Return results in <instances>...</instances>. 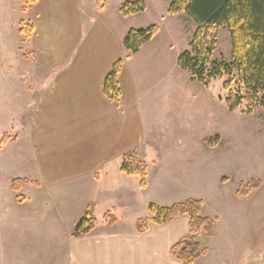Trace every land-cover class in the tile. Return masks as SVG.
I'll use <instances>...</instances> for the list:
<instances>
[{"label":"crops","instance_id":"1","mask_svg":"<svg viewBox=\"0 0 264 264\" xmlns=\"http://www.w3.org/2000/svg\"><path fill=\"white\" fill-rule=\"evenodd\" d=\"M121 3L116 13L107 11L104 4L92 17L83 15L81 0H37L26 10L33 20L26 57L34 75L42 79L30 129L23 127V138L8 148L23 146L9 154L25 156L17 162V177L28 180L17 191V212L22 209L17 221L30 228L37 214L52 216L43 228L52 239V259L33 264H181L170 250L187 234L188 218L179 216L152 224L145 233L136 232L135 222L150 217L148 205L161 206L163 201L150 197L147 177L141 187L137 175L120 170L122 157L134 149L140 157L149 138L155 119L148 113L149 97L169 67L171 40L157 31L137 52L126 56L125 34L141 27L142 21L122 16ZM58 33L62 34L59 39ZM118 59L123 62L118 75L121 96L111 102L102 84ZM92 191L95 200L90 207ZM58 201H74L76 213L67 217L61 211L48 212ZM85 207L101 223L96 221L93 231L75 237L72 229ZM36 208L42 212L36 213ZM132 209L136 219L128 225ZM111 214L119 218L103 221ZM60 252L65 259L56 261Z\"/></svg>","mask_w":264,"mask_h":264},{"label":"rangeland","instance_id":"2","mask_svg":"<svg viewBox=\"0 0 264 264\" xmlns=\"http://www.w3.org/2000/svg\"><path fill=\"white\" fill-rule=\"evenodd\" d=\"M125 1L133 0H81V11L92 17L103 3L107 11L116 13L119 3ZM142 1L145 11L126 17L142 21L139 28L159 27L158 34L171 40L169 67L149 97L148 113L155 119L138 157L147 166L149 195L163 201L160 205L164 207L191 198L203 201L201 215L215 223L211 237L203 232L198 235L206 254L194 264H264V111L258 107L248 110L246 102L229 111L222 88L226 76L207 86L192 80L179 68L177 58L188 48L194 22L183 12L168 17L170 0ZM21 21L33 22L22 1L0 0V137L14 136L8 145H0V264H33L53 256L49 247L52 239L43 230L52 216L37 214L30 228L22 226L23 221H17V213L22 210L17 212L19 192L10 189L11 181L20 178L17 162L25 156L9 154L22 145L8 147L23 138V127L29 131L42 79L28 64L27 38L18 33ZM61 36L58 33L56 38ZM230 53L229 30L220 29L213 58L228 62ZM251 179H259V187L239 196L240 183ZM94 200L92 191L87 204L92 207ZM47 211H61L69 217L76 213L75 202L58 201ZM41 212L36 208V213ZM90 212L94 213L85 207L80 218L86 216L101 223ZM135 213L132 209L127 215L128 225H134ZM111 217L119 218L111 214L103 221L109 222ZM64 259L61 252L55 257L56 261Z\"/></svg>","mask_w":264,"mask_h":264},{"label":"trees","instance_id":"3","mask_svg":"<svg viewBox=\"0 0 264 264\" xmlns=\"http://www.w3.org/2000/svg\"><path fill=\"white\" fill-rule=\"evenodd\" d=\"M24 10H28L37 0H21ZM103 3L98 7L102 9ZM145 11L142 0L122 2L119 13L122 16L140 14ZM185 13L195 24V30L188 48L177 58L179 68L187 72L192 80L207 86L212 80L226 76L222 88L226 91L225 105L229 111H235L242 102H246L248 110L258 107L264 111V0H170L168 15ZM228 29L231 41L230 60L228 62L214 60L217 50V32ZM33 31L31 23L21 21L18 33L29 38ZM158 31L157 26L129 29L123 39L126 56L135 53L149 41ZM122 60L118 59L105 76L102 90L111 102L120 100L121 92L118 75ZM235 85L234 88L232 86ZM0 145H8L14 136L3 135ZM120 170L128 175H137L141 187L146 185L147 166L138 158V151L125 154L120 163ZM28 184V180L16 178L11 181L10 188L20 191ZM260 185L259 179L241 182L237 190L244 196ZM16 200L19 201L20 197ZM203 201L186 199L171 206L148 205L150 217L138 219L135 231L145 233L150 225H161L179 216L188 218V232L179 239L170 250L171 257L181 264H194L202 255L197 237L200 233L211 237L215 220L201 215ZM106 217V216H105ZM109 222H115L111 217ZM96 220L80 218L72 230L73 236H83L96 227Z\"/></svg>","mask_w":264,"mask_h":264}]
</instances>
